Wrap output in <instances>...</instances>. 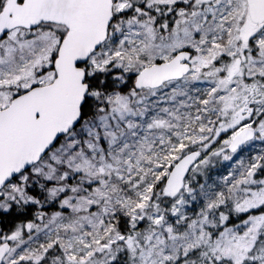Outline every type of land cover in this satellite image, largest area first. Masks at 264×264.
<instances>
[{"label":"snow or ice","instance_id":"6c2138e0","mask_svg":"<svg viewBox=\"0 0 264 264\" xmlns=\"http://www.w3.org/2000/svg\"><path fill=\"white\" fill-rule=\"evenodd\" d=\"M0 264H264V0H0Z\"/></svg>","mask_w":264,"mask_h":264}]
</instances>
